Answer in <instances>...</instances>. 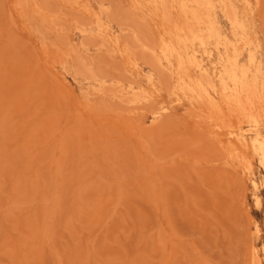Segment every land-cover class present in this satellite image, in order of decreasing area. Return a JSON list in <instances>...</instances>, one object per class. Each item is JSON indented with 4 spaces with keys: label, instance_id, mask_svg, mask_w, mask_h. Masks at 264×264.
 Masks as SVG:
<instances>
[{
    "label": "rangeland",
    "instance_id": "rangeland-1",
    "mask_svg": "<svg viewBox=\"0 0 264 264\" xmlns=\"http://www.w3.org/2000/svg\"><path fill=\"white\" fill-rule=\"evenodd\" d=\"M0 264H264V0H0Z\"/></svg>",
    "mask_w": 264,
    "mask_h": 264
}]
</instances>
